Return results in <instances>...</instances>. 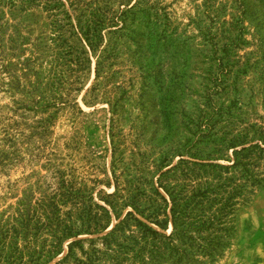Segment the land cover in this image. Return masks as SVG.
<instances>
[{
  "label": "rangeland",
  "instance_id": "rangeland-1",
  "mask_svg": "<svg viewBox=\"0 0 264 264\" xmlns=\"http://www.w3.org/2000/svg\"><path fill=\"white\" fill-rule=\"evenodd\" d=\"M0 264H264V0H0Z\"/></svg>",
  "mask_w": 264,
  "mask_h": 264
},
{
  "label": "trees",
  "instance_id": "trees-1",
  "mask_svg": "<svg viewBox=\"0 0 264 264\" xmlns=\"http://www.w3.org/2000/svg\"><path fill=\"white\" fill-rule=\"evenodd\" d=\"M246 148H244V150H245ZM172 212H173V214H175V210L174 209H172ZM174 221H175V218H174ZM158 226H161V224L160 223H156ZM150 231H152V233H154V234H156V235H161L160 234V232H158V231H154V230H152L151 228H150ZM161 236H163V235H161ZM164 238H167L165 235L163 236Z\"/></svg>",
  "mask_w": 264,
  "mask_h": 264
}]
</instances>
